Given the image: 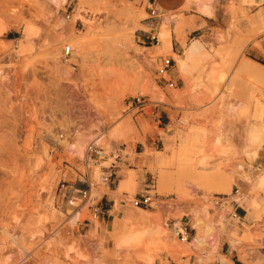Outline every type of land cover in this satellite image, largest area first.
Segmentation results:
<instances>
[{"label": "rangeland", "instance_id": "1", "mask_svg": "<svg viewBox=\"0 0 264 264\" xmlns=\"http://www.w3.org/2000/svg\"><path fill=\"white\" fill-rule=\"evenodd\" d=\"M192 18L200 19L198 34L188 33ZM263 18L264 0H184L163 12L153 0H0V264H264V141L250 132L264 125ZM172 29L182 52L164 45ZM194 41L201 48L187 57ZM164 56L180 73L171 66L175 87L155 72ZM189 127L199 136L194 169L230 178L228 192H206L188 177L184 193L142 182L134 195L150 194L153 207L120 194L107 223L123 207L145 209L147 223L112 237L59 193L62 178L85 173L99 202L112 192L100 176L112 152L120 166ZM95 140L106 157L87 168L85 149ZM217 194L229 195L220 208L211 201ZM85 218L93 226H81ZM172 222L187 227L189 241ZM138 226L148 227L121 241Z\"/></svg>", "mask_w": 264, "mask_h": 264}, {"label": "crops", "instance_id": "2", "mask_svg": "<svg viewBox=\"0 0 264 264\" xmlns=\"http://www.w3.org/2000/svg\"><path fill=\"white\" fill-rule=\"evenodd\" d=\"M183 2L184 0H153V4L156 3L162 12L163 10L175 9L176 7L182 5ZM184 15L188 16L189 14L184 13ZM194 15L197 16L196 14ZM160 21L161 19L157 21V24L160 23ZM188 22L195 23V27L191 28L188 33L190 34L191 32H196V34H198L197 31L199 28L198 25L200 24V19L192 18L191 20H188ZM141 24L149 27L153 26L154 22H141ZM182 39V36L178 37L172 29L171 43L170 45L166 46V48H171L172 51L176 53L182 52ZM172 73L175 77L180 78V73L176 70L175 66L172 70ZM174 134L175 132L170 135H166V137L163 138L162 146L158 149V155H155L150 151L149 155L144 154L146 151L136 152L133 158L126 156L121 165H118L116 169V179L111 185L112 192L110 194L104 193L102 199L99 201L101 213L98 220L103 226H109L105 230L108 232L110 237L117 233L126 232L130 228L129 224L144 225L148 221V216L146 215L145 209L123 207L119 210L118 215L111 221V223H107V220L111 216V210H113L115 207V197L119 196L120 194H125L129 200L135 194L136 190L142 186V182L152 185V187L157 191L171 192L174 191V187H172L171 190H165L164 188L166 179L170 175L173 174L172 176H175L176 174L196 171L193 167L192 159L178 160L177 158H173L171 156L172 149H174L177 145V141L171 138V136ZM200 186L206 192L212 191L205 185ZM184 192L185 189L181 193ZM242 205H244L250 213L257 212L256 208L250 207L247 204ZM81 226H93V223L90 221L87 222L86 225ZM138 227L141 228L140 230H147L148 226ZM190 264H193V261H190Z\"/></svg>", "mask_w": 264, "mask_h": 264}, {"label": "built area", "instance_id": "3", "mask_svg": "<svg viewBox=\"0 0 264 264\" xmlns=\"http://www.w3.org/2000/svg\"><path fill=\"white\" fill-rule=\"evenodd\" d=\"M150 14L156 15L157 8L150 7ZM151 41H156L158 43V38L156 35H150ZM71 46L66 44L62 48L61 58L63 61H67L71 55ZM174 60L171 56L160 57L159 61L156 62L155 72L157 75L165 81L168 87H175L176 83L170 76V68L173 65ZM120 153H111V161L107 165L101 167V181L108 186H111L116 179V169L118 167L117 162L120 160ZM106 155L104 154L103 148L98 144L97 140L90 141L85 149L84 155V165L89 167L91 164H99V161L104 159ZM76 181H83L85 185H77ZM238 192V188L235 190ZM62 197H67V204L74 208L76 214H79L84 208L88 210V213L95 218H99L101 213V208L98 201H94L93 196H91V183L88 176L84 174H79L76 180L70 181L66 179H61L60 192ZM228 194H217L213 197L212 204L216 208L222 207L228 200ZM135 206L140 207H153L155 198L150 194H139L134 195L130 200ZM235 214V213H234ZM91 220L88 218L83 219L79 224L86 225L87 222ZM171 229L176 234L180 241H189L190 232L186 226L177 224L176 222L171 223Z\"/></svg>", "mask_w": 264, "mask_h": 264}, {"label": "bare ground", "instance_id": "4", "mask_svg": "<svg viewBox=\"0 0 264 264\" xmlns=\"http://www.w3.org/2000/svg\"><path fill=\"white\" fill-rule=\"evenodd\" d=\"M252 1H257V0H252ZM263 20H264V18H263ZM25 30H26V32H30L32 30V27L30 25H27ZM164 45L168 46L169 42L166 41ZM200 48H201V45L198 42H196V41L192 42L188 47L187 57H191V54L197 53L200 50ZM260 114H261V111H259V110L257 112H255V114H254L255 118L254 119L252 118L253 121H251V122L253 123L257 119V117H259ZM258 124H260V123H258ZM250 132L253 133V137L258 142L264 141V125H261L260 127L252 126V127H250ZM174 140L177 141V145L173 149L171 156L173 158H177L178 160H190V159H192L193 158L192 156L197 151L198 144H199V136H198V134L195 133L193 128L189 127L186 130L175 131ZM152 153L155 155H158L159 151L158 150L152 151ZM144 154L149 155V151H146ZM127 156H130L131 158H133V156H135V153H131ZM172 175H170L166 179V182L164 181L165 182V184H164L165 190H171L172 187H174V191L183 192L184 191L183 180L185 177H188L191 180L196 181L199 185H205L209 189L219 188L223 192H228L230 190V187H231L230 178H228L227 176H223L222 174L203 177L198 172L192 171V172L183 173V174H176L175 176H172ZM259 181L264 182V173H263V175H261ZM212 183H216V186L213 187ZM236 195H238V193H236ZM234 196H235V194H234ZM238 200H239L240 204H247L250 207H253L252 203L246 199V196L244 194H240L238 197ZM140 231L141 230H133V231L129 232L128 234L122 233V236L120 237L121 241H126V240H130V239L137 237L138 233ZM262 243L264 246V237H263Z\"/></svg>", "mask_w": 264, "mask_h": 264}, {"label": "trees", "instance_id": "5", "mask_svg": "<svg viewBox=\"0 0 264 264\" xmlns=\"http://www.w3.org/2000/svg\"><path fill=\"white\" fill-rule=\"evenodd\" d=\"M241 264V263H240Z\"/></svg>", "mask_w": 264, "mask_h": 264}]
</instances>
